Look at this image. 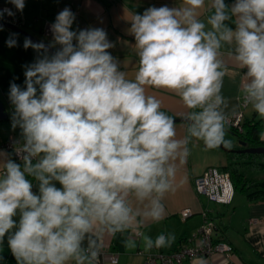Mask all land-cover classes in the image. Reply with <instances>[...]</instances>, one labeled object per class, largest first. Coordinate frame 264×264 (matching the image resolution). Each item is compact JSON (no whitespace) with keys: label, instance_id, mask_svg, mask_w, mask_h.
Returning a JSON list of instances; mask_svg holds the SVG:
<instances>
[{"label":"clouds","instance_id":"1","mask_svg":"<svg viewBox=\"0 0 264 264\" xmlns=\"http://www.w3.org/2000/svg\"><path fill=\"white\" fill-rule=\"evenodd\" d=\"M8 2L21 12L25 7V0ZM182 4L132 15L129 31L139 57L134 79L119 70L104 29H72L69 8L51 25V44L24 40L25 49L42 55L26 66L24 88L10 84L13 127L24 137L16 149L23 169L0 150V244L7 235L17 264H97L99 234L163 219L162 200L173 188L176 161L188 155V137L208 149L231 146L224 139L222 43L234 45L230 60L246 69L244 103L264 119V0ZM202 11L211 13L210 30ZM5 14L15 15L0 9V19ZM16 35L9 47L17 45ZM146 87L175 92L193 110L186 116L188 136L176 138L174 119ZM259 138L264 141V132ZM26 174L39 181V195ZM172 239L143 237L147 249Z\"/></svg>","mask_w":264,"mask_h":264},{"label":"crops","instance_id":"2","mask_svg":"<svg viewBox=\"0 0 264 264\" xmlns=\"http://www.w3.org/2000/svg\"><path fill=\"white\" fill-rule=\"evenodd\" d=\"M210 0H206V7ZM229 7L234 0H225ZM8 5L17 10L8 0H0V7ZM167 5L169 8L183 6L182 0H25L23 11H19L22 19L21 28L34 35L36 38L51 44L53 34L45 36L42 33L44 23L48 20L55 22L56 16L65 8H69L75 14L73 30L102 28L107 33V39L113 44L108 51L118 61L119 70L127 74L128 79H134L139 67V57L136 52L135 39L130 33V23L133 14H142L149 7H160ZM18 11V10H17ZM211 13L202 11L199 17L207 25V17ZM234 20V18H233ZM225 24L235 29L232 20ZM17 34V45L9 47L7 40L11 34ZM27 37L8 27L2 26L0 30V98L8 112L7 120L0 121V142L9 134L19 132V127H13L12 115L14 105L9 99L10 84L15 83L21 88L25 87L26 66L36 62L42 53L34 49L23 47ZM34 43V42H33ZM59 45L54 48L56 51ZM234 45L222 43L220 59L225 64V76L221 95L225 98L226 106L223 107L224 114L242 112L246 126L256 122H264L250 104L243 105L242 80L246 69H239L230 60L229 53L233 51ZM49 54H52L49 52ZM146 94L153 95L161 104V111L172 118L186 117L187 113L193 111L186 108L182 99L175 93L166 89L146 87ZM195 111H199L196 109ZM188 122H175L177 139L188 136ZM261 132H264L262 129ZM18 134V133H17ZM226 141L231 146L240 148L237 137L231 130L225 127ZM188 155L183 163L176 161L177 171L173 181V188L167 192L162 200L164 206V217L159 221H147L133 227L123 233L99 234L98 254L103 255L108 251H116L118 260L114 264H143V255L140 251H163L169 253L175 250L178 243L185 237L195 232L203 223V209H207L211 220L215 222L216 230L225 241L233 247V257L230 264H264V201L254 202L247 199L246 194L235 190L229 203H217L209 201L204 195L195 189L194 180L207 167L215 166L218 169L225 166L229 161V153L220 147L214 149L206 148L204 141L188 137ZM0 150L7 152L5 149ZM9 154V152H7ZM10 158V154H9ZM33 184V192L39 195V181L34 177L26 176ZM57 187H61L58 181H53ZM191 208L192 214L186 219L180 216V210ZM257 218L260 222H250ZM14 219L19 221V213ZM133 229H138L137 236ZM12 231H15L13 229ZM172 237L170 244L164 247H152L147 249L143 237L149 236L153 240L160 235ZM129 238L135 241V247H126L125 241ZM87 241H85V246ZM12 253L7 243V235L0 244V264H9ZM13 256V255H12ZM12 264H17L14 258ZM98 264V263H97ZM105 264H113L106 261ZM183 264H206L201 259L194 261L186 260Z\"/></svg>","mask_w":264,"mask_h":264},{"label":"built area","instance_id":"3","mask_svg":"<svg viewBox=\"0 0 264 264\" xmlns=\"http://www.w3.org/2000/svg\"><path fill=\"white\" fill-rule=\"evenodd\" d=\"M11 9L14 16L4 15L1 22L8 23L13 26L21 27L22 19L19 11L12 9L8 5H2L0 9ZM53 23L46 21L42 28V33L45 36L52 34L51 25ZM243 105L244 95H243ZM227 126L236 131L242 130L244 115L242 112L225 114ZM24 143L22 129L20 132L9 134L3 141L0 142V148L5 149L10 154V158L21 164L23 169V161L16 155V149H19ZM36 163L37 159L33 158ZM195 189L199 194L204 195L209 201L217 203H229L233 197L234 187L228 172L220 171L215 166L207 167L195 180ZM192 214V209L185 208L180 212L182 219H186ZM204 217L201 226L191 235L183 238L175 250L169 253L163 251H140L143 255V264H183L184 261H194L201 259L206 264H230L232 261L233 247L225 241L216 230V225L210 219L207 209L202 210ZM260 219L252 218L250 222H260ZM135 235H139L138 229L132 230ZM118 253L116 251H108L107 253L98 254L97 263L105 264L106 261L116 263Z\"/></svg>","mask_w":264,"mask_h":264},{"label":"trees","instance_id":"4","mask_svg":"<svg viewBox=\"0 0 264 264\" xmlns=\"http://www.w3.org/2000/svg\"><path fill=\"white\" fill-rule=\"evenodd\" d=\"M246 125L243 118L241 131H236L227 125L225 127L235 132L239 139L246 141L248 146L264 145V141L259 138V134L264 129V122ZM32 162L35 164L34 161ZM219 170L229 173L234 191L245 193L250 201H264V153H229L228 163ZM13 262L14 256L11 255L8 263Z\"/></svg>","mask_w":264,"mask_h":264},{"label":"water","instance_id":"5","mask_svg":"<svg viewBox=\"0 0 264 264\" xmlns=\"http://www.w3.org/2000/svg\"><path fill=\"white\" fill-rule=\"evenodd\" d=\"M0 26L8 27L18 33H21L22 35H24L25 37H27L34 43L42 42L45 45H49V43H47L46 41L36 38L34 35L30 34L29 32L22 29L21 27L13 26L8 23L1 22V21H0ZM49 52L54 53L55 52L54 48H51ZM7 118H8V112L6 111L5 105L0 98V121L7 120ZM173 119L175 122H187L186 117H175ZM232 133L233 135L237 137V144L240 145L241 147L240 148H235V147L230 148L222 144L219 146L220 148L230 153H258V154L264 153V145L248 146L247 142L242 139H239L235 132H232Z\"/></svg>","mask_w":264,"mask_h":264},{"label":"bare ground","instance_id":"6","mask_svg":"<svg viewBox=\"0 0 264 264\" xmlns=\"http://www.w3.org/2000/svg\"><path fill=\"white\" fill-rule=\"evenodd\" d=\"M233 194H234V193H233ZM187 208H189V207H187ZM183 209H185V208H183ZM183 209H181L180 212H181ZM189 209H191V208H189Z\"/></svg>","mask_w":264,"mask_h":264},{"label":"rangeland","instance_id":"7","mask_svg":"<svg viewBox=\"0 0 264 264\" xmlns=\"http://www.w3.org/2000/svg\"><path fill=\"white\" fill-rule=\"evenodd\" d=\"M226 135V134H225ZM227 136V135H226ZM230 148H234V147H230Z\"/></svg>","mask_w":264,"mask_h":264}]
</instances>
